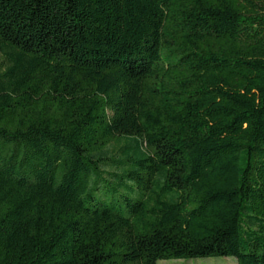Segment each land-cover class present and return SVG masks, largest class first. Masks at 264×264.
Returning a JSON list of instances; mask_svg holds the SVG:
<instances>
[{
    "label": "trees",
    "instance_id": "trees-1",
    "mask_svg": "<svg viewBox=\"0 0 264 264\" xmlns=\"http://www.w3.org/2000/svg\"><path fill=\"white\" fill-rule=\"evenodd\" d=\"M264 264V0H0V264Z\"/></svg>",
    "mask_w": 264,
    "mask_h": 264
},
{
    "label": "rangeland",
    "instance_id": "rangeland-1",
    "mask_svg": "<svg viewBox=\"0 0 264 264\" xmlns=\"http://www.w3.org/2000/svg\"><path fill=\"white\" fill-rule=\"evenodd\" d=\"M156 264H235L231 257H208L198 259L162 260Z\"/></svg>",
    "mask_w": 264,
    "mask_h": 264
}]
</instances>
